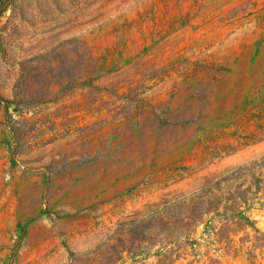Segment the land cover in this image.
Returning <instances> with one entry per match:
<instances>
[{
	"label": "rangeland",
	"instance_id": "obj_1",
	"mask_svg": "<svg viewBox=\"0 0 264 264\" xmlns=\"http://www.w3.org/2000/svg\"><path fill=\"white\" fill-rule=\"evenodd\" d=\"M201 195L264 233V0H0V264H160Z\"/></svg>",
	"mask_w": 264,
	"mask_h": 264
},
{
	"label": "trees",
	"instance_id": "obj_2",
	"mask_svg": "<svg viewBox=\"0 0 264 264\" xmlns=\"http://www.w3.org/2000/svg\"><path fill=\"white\" fill-rule=\"evenodd\" d=\"M197 197L188 198V210L186 213L177 218H172L169 223H172L176 228L167 230L164 232V237L161 240H157L159 245H170L173 244L165 253L161 256L159 260L160 264H172L174 259L172 255L176 254L181 247V239L185 237L188 232L199 224L205 222V233L211 241L212 244L219 243L223 249H228V251L236 250L234 246L233 235L240 231H244L245 227L250 226L253 234L251 236L246 234V236L241 239L242 243L251 242L250 250L248 255L250 259H255V254L253 250L259 249L260 254L264 257V233L254 226L250 225V221L246 216L232 214L228 215H218L217 217H210L209 220L205 221V217L211 212L217 213L220 203V198L213 196L212 198L202 199V195L198 197V200L194 202ZM236 201V200H233ZM185 202V201H184ZM187 204V202H185ZM216 218V219H214ZM171 219V218H169ZM189 245H195L196 242L193 240L187 242ZM236 252V251H235ZM229 254V252H228ZM180 255H176L175 259Z\"/></svg>",
	"mask_w": 264,
	"mask_h": 264
}]
</instances>
